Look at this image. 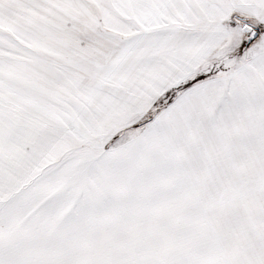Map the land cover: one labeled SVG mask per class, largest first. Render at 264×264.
I'll return each instance as SVG.
<instances>
[{"label": "snow or ice", "instance_id": "6c2138e0", "mask_svg": "<svg viewBox=\"0 0 264 264\" xmlns=\"http://www.w3.org/2000/svg\"><path fill=\"white\" fill-rule=\"evenodd\" d=\"M0 264H264V0H0Z\"/></svg>", "mask_w": 264, "mask_h": 264}]
</instances>
